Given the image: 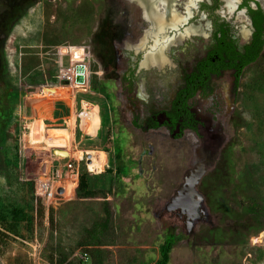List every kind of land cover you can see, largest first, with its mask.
<instances>
[{"label":"rangeland","instance_id":"1","mask_svg":"<svg viewBox=\"0 0 264 264\" xmlns=\"http://www.w3.org/2000/svg\"><path fill=\"white\" fill-rule=\"evenodd\" d=\"M141 12L130 0H0V111L9 90L21 93L19 114L0 116L4 143L19 144L15 165L0 147V204L34 202L32 226L24 221L15 234L0 224L5 264H154L168 228L178 235L170 264H264V51L245 67L237 88L227 71L213 80L211 96L191 99L206 123L204 143L191 130L180 138L166 128L144 131L135 119L167 107L192 63L184 45H176L167 69L140 67L146 47L134 48L147 26ZM151 51L141 65L163 69L164 51L158 62H147ZM79 60L92 70L88 90L61 86L59 66ZM24 64L34 68L25 74ZM130 67L136 78L128 84L122 76ZM55 87L70 89V96L45 95ZM84 101L98 119L94 135L84 129ZM76 116L73 147L86 150L88 167L84 158L80 170L86 190L97 193L76 189L74 199L47 210L35 181L57 154L48 138L61 129L72 133ZM31 127L47 129L48 137L33 141ZM116 145L126 168L120 187Z\"/></svg>","mask_w":264,"mask_h":264},{"label":"flooded vegetation","instance_id":"2","mask_svg":"<svg viewBox=\"0 0 264 264\" xmlns=\"http://www.w3.org/2000/svg\"><path fill=\"white\" fill-rule=\"evenodd\" d=\"M130 1L136 2L141 7L142 16L147 22V26L144 29V34L146 35V31L152 28L153 23L149 18L150 22L147 20L144 5L142 8L138 0ZM150 1L153 3V0ZM173 7L181 16V21L173 27H168L165 30V35L166 37H178L180 34H184L185 36H183L180 42L176 41L178 43L174 42L171 44L168 49H162L168 60L165 67L163 69L154 66L147 68L141 65L146 50H150L151 46L153 48L157 39H161V42L164 39L163 37L148 36L145 45L139 47L142 41H144V35L142 41L134 49L136 52H142L144 47H146L145 50H143V59L140 61V67L147 70L157 69L163 71L174 63V58L170 54L174 53V51L171 52L173 48H175L176 45H184L185 53L189 54L191 57V59L187 61V64L192 63V65L181 72L180 85L174 92L169 105L165 108L152 110L143 122H139L143 127L138 128L144 131L166 128L169 134L174 138H180L187 130H191L196 132L204 143L206 138L201 131L202 128H205L206 123L203 118L198 115L190 101L198 95L202 98L211 96L214 93L213 80L221 77L227 71L233 73L235 80V69L222 68V66L231 64L232 60L226 58L222 61V58L228 55L227 52H229L232 57L236 56L237 52L245 53L246 47L253 43L255 35H260L261 39L264 40V0H174ZM154 50L153 48V51L148 54L152 55ZM263 51L264 44L262 45V52ZM169 55H171V57ZM185 57L188 56L185 55ZM145 61L147 60L145 59ZM156 61L157 59L153 62ZM236 62L240 63V59ZM136 63H139L138 59H136ZM136 63L134 67H136ZM203 65V74L197 79L198 82H196V84L200 83L199 86H201V82L204 79L207 81L206 85L210 88V92L204 95L201 87H199L197 93L186 101L188 105L187 108L190 113L194 115L193 120L197 122L198 130L195 131L192 127L187 125V123H190V120H186V117H175L170 113H177L175 102L179 100L180 103H183L182 99L184 98L180 97V91L186 88L188 78H191L190 76L192 73ZM134 67L128 68V72H125V75L122 76V79H125L128 84L131 80L136 78V68ZM233 83L235 85L234 81ZM185 95L186 93L183 94V96ZM135 121L138 120L135 119ZM180 133L182 135L177 136Z\"/></svg>","mask_w":264,"mask_h":264},{"label":"trees","instance_id":"3","mask_svg":"<svg viewBox=\"0 0 264 264\" xmlns=\"http://www.w3.org/2000/svg\"><path fill=\"white\" fill-rule=\"evenodd\" d=\"M264 44V40L261 39L260 35H255L253 43L248 45L246 47L245 53L237 52L236 56L232 57L229 52L227 56H224L222 58V61H224L226 58H229L232 60L231 64H227L225 66V69L233 68L235 69V88H237L240 84L241 76L243 73V69L247 67L248 65L256 62L258 58L261 55L262 52V45ZM222 55V54H221ZM240 59V63H237L236 61ZM204 64V63H203ZM22 69L25 71V74L32 71L34 66L32 64H24L21 66ZM202 67H198L190 76L191 78H188V84L185 89H182L180 91V97H184L182 99L183 103H180L179 100L175 102V108L177 110V113H170L173 114L175 117L184 116L186 117V120H190V123H187L190 127H192L195 131L198 130L197 122L193 120L194 115L190 113L189 109L187 108L188 105L186 104V101L193 97L197 91L198 88L201 87L202 93L204 95H207L210 92V88H208L207 81L204 79L202 80L201 86L200 83H197V79L201 77L202 73ZM220 74L219 72H217ZM189 77V76H188ZM186 93L185 96H183L184 93ZM20 94L19 89L13 87L9 92L7 93L6 99L3 102L4 110L3 112L0 111V116H4L5 120L8 119L11 115H18L19 114V105H20ZM179 99V98H178ZM1 105V100H0ZM134 125L137 127H143L138 121L134 122ZM155 126V125H154ZM13 137H17L18 132L16 131L15 134H8ZM182 134H178L177 136H181ZM9 138L7 136L6 130L2 126L0 122V147L4 149V153L6 154V157L9 161V163L15 165L18 162L19 159V144L17 142V139L14 140V145L9 143H4L5 140ZM116 151L114 152V163L115 168L113 170L115 183L117 184V187L121 186V175L126 170L125 168V162L122 159L121 156V148L119 145L115 146ZM109 152V150H107ZM206 160V159H205ZM110 168V167H108ZM87 189V177L86 173L80 174L79 179V186H78V194L81 195H94L97 193L95 190H86ZM33 203L30 204L27 208L21 207L16 202H8L6 205L0 204V224L1 226L5 227L6 230L10 231L11 233H19V228L17 227L24 221L26 224H29L32 226L34 216H33ZM178 241V235L176 234L175 230L173 228H168L166 230L165 239L162 242V244L159 247V258L154 264H170L171 260V252L176 245Z\"/></svg>","mask_w":264,"mask_h":264},{"label":"bare ground","instance_id":"4","mask_svg":"<svg viewBox=\"0 0 264 264\" xmlns=\"http://www.w3.org/2000/svg\"><path fill=\"white\" fill-rule=\"evenodd\" d=\"M138 1L142 5V8L144 5V10L146 13L147 20L149 22L151 20L153 23L152 28L146 31V35L144 39L146 40L147 37L151 35L155 37L160 36L164 38L161 42H160L161 39L160 40L157 39L155 41V45L153 47L155 49L154 53H152V55L148 54L145 58L147 62L155 61L157 59V54H159L160 51H162V49L168 48L171 44H173L176 41L182 40L183 36H185L184 34H180L178 37L176 36L166 37L165 35V30L168 27H171V26L173 27L178 22H180L181 16L174 10V7H173L174 0H153V3H151L152 1L150 0H138ZM139 47H142V46L139 45ZM68 90L70 89L65 88V87H61V88L55 87V88H49L44 93L46 96H49L50 98L66 97V96H70L71 90L70 91ZM74 98H75V94L72 96V101ZM82 104H83L82 107H83L84 115H85V120H84L85 132L94 135L98 131V119L95 113L90 110L92 108L91 106L93 105L87 101H84ZM59 111L60 112L62 111L61 107L55 110L52 109L51 111L47 112L48 116L47 115L46 116L48 118L55 117L57 116V113ZM42 114L44 113L42 112ZM73 118H74V115H73ZM39 122L40 121H35L31 125L34 126L38 124ZM72 124L75 127V121L72 122ZM74 127L72 128V133L69 129H61V132H59L58 135L48 138V142H47L48 147H50L51 149L55 148L54 150L57 152V154L63 155L62 157L72 156V155L81 157L82 152L83 153L86 152L85 150L84 151H72V140L74 136V132H73ZM65 130H67V132H65V134L61 136V133H63ZM46 133H47V129H45L44 131H41V130H38L37 128H33V127L30 128V138L33 139V141L35 142H43L42 140L43 139L45 140L46 137H48L46 136ZM34 138H38L39 141L35 140Z\"/></svg>","mask_w":264,"mask_h":264},{"label":"built area","instance_id":"5","mask_svg":"<svg viewBox=\"0 0 264 264\" xmlns=\"http://www.w3.org/2000/svg\"><path fill=\"white\" fill-rule=\"evenodd\" d=\"M91 73L90 64L79 60L72 61L68 66H59L56 78L61 86L69 87L73 91L78 88L88 90ZM76 122L77 116L75 118L74 128H76ZM74 141L75 139L73 138L72 151H75L73 147ZM84 158L85 164L88 167V156L86 154L84 156L82 155V157L76 155L62 157V159H67V162L61 165L58 163L61 160V156L54 154L51 166L36 178V198L47 210L56 203L58 204L62 201H69L75 198L81 174L80 163ZM0 264H5L1 256Z\"/></svg>","mask_w":264,"mask_h":264}]
</instances>
